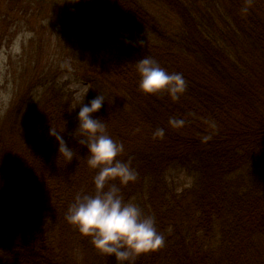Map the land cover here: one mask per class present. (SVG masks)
<instances>
[{"label":"trees","instance_id":"obj_1","mask_svg":"<svg viewBox=\"0 0 264 264\" xmlns=\"http://www.w3.org/2000/svg\"><path fill=\"white\" fill-rule=\"evenodd\" d=\"M4 1L14 15L38 18L39 29L28 20L38 45L58 39L87 63L85 103L109 85L95 115L124 143L118 158H131L138 172L122 194L155 215L166 237L135 264H264V0H219L222 16L213 14L218 6L203 12L181 0ZM165 6L179 16L176 28L163 23ZM142 33L144 48L125 43ZM143 55L183 73L179 99L139 88L134 61ZM66 83H29L0 122V264H77L79 247L117 264L65 218L78 192H95L98 171L81 134L73 136L80 101ZM51 125L73 146L72 161L58 155ZM158 128L163 135H154ZM167 164L187 171L191 184L167 181ZM50 216L62 221L61 237L51 236Z\"/></svg>","mask_w":264,"mask_h":264},{"label":"clouds","instance_id":"obj_2","mask_svg":"<svg viewBox=\"0 0 264 264\" xmlns=\"http://www.w3.org/2000/svg\"><path fill=\"white\" fill-rule=\"evenodd\" d=\"M243 11H248L244 8ZM145 34L135 38L125 35V43L144 48L147 45ZM139 73V88L146 94L167 92L173 99L186 89L187 82L182 72H169L152 56L143 55L134 61ZM88 93V92H87ZM85 93V97L87 95ZM79 102L76 112L77 126L73 132L81 135L77 142L87 148V162L98 169L93 177L95 192H78L66 212V220L76 226L82 234L91 237V242L102 253L114 255L117 264H135L136 257L160 249L166 242L164 232L158 230L157 218L145 214L141 206L126 200L120 185L135 181L137 170L131 158L124 161L118 156L124 152L125 145L116 141L107 131V124L98 113L106 98L98 93L85 103ZM176 123V119L170 118ZM183 123V121H179ZM164 129L158 128L154 135H163ZM48 135L55 138L58 155L72 161L76 152L65 135L52 125ZM119 179L120 184L109 183Z\"/></svg>","mask_w":264,"mask_h":264},{"label":"rangeland","instance_id":"obj_3","mask_svg":"<svg viewBox=\"0 0 264 264\" xmlns=\"http://www.w3.org/2000/svg\"><path fill=\"white\" fill-rule=\"evenodd\" d=\"M181 1L184 5L189 3L199 4L203 12H206V9L211 10L213 6H218L217 9L214 7V10H212L213 14L222 16V13H224V8L219 0ZM13 7L12 3V8L9 11L10 5L6 3V1L1 2L0 0V122H3V118L12 104L19 98L22 90L28 86L29 83L37 81L40 78L56 77L58 84L66 81L67 87L73 92L75 101H82L85 97V93L88 92L87 95H89L93 88L92 84L84 79V71L87 67V63L68 54L67 48H61L63 45H57L58 39H51L50 41L49 39L44 40L43 44L45 47L38 45L40 31L37 30L33 32L31 28H35H29L30 26L28 24V20L37 21L35 27L39 29L40 24L38 23V18L31 14L27 16L14 15ZM162 10L164 13V16H162L163 23L176 28L179 18L176 12L170 11L166 6L161 8V11ZM34 38L36 39V43H32L31 41ZM55 46L58 48H55ZM54 48L55 50L53 53ZM55 52H59V54L56 55ZM106 84L107 90L105 88L101 90L99 86H97L95 93L104 91V96H109L110 89L107 82ZM114 94L117 98L120 97L121 92L117 91ZM151 141L154 142L155 139H151ZM166 167H168V164ZM164 173L167 175V177H164L167 181L173 182L174 180L183 185L191 184V176L188 175L187 171L181 168L168 167L164 170ZM179 190L180 188L177 192H179ZM41 207L42 206H40V208ZM49 218V224L54 227L50 231L52 232L51 236L56 238L61 237L62 233H60L59 230L62 221L57 217L52 218L50 216ZM61 241L60 238L58 242L61 244L63 242L64 245L65 242ZM86 249L87 248L82 251L79 247L73 253L77 264H100L96 259V255H94L95 253H87L85 251ZM106 262L107 261L104 260L101 264H106ZM111 264H115V262H111Z\"/></svg>","mask_w":264,"mask_h":264}]
</instances>
